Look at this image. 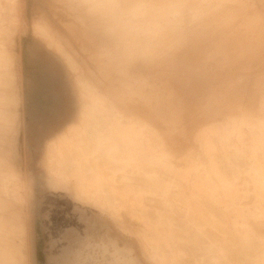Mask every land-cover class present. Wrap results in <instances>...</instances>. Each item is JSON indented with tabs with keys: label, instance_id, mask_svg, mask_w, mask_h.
<instances>
[{
	"label": "rangeland",
	"instance_id": "1",
	"mask_svg": "<svg viewBox=\"0 0 264 264\" xmlns=\"http://www.w3.org/2000/svg\"><path fill=\"white\" fill-rule=\"evenodd\" d=\"M67 1L70 12L81 7L83 15H93L101 9L92 5L94 0ZM210 1L187 0V4ZM224 1L229 5L187 24L200 37L179 52H187L188 57L172 61L173 69L153 67L148 61L136 63L149 86L165 84L183 100L186 132L180 144L191 150V158L182 160L185 151L173 150L175 166L154 129L126 123L108 102L106 110L94 90L76 78L80 100L73 87L64 86L70 76L63 59L40 39L48 40L45 27L32 23L41 17L49 20L89 78L88 69L96 72L90 52L98 45L112 47L113 38L88 24L83 30L64 7L57 6L62 2L0 0V121L13 130L16 156L11 168L19 173L9 175L4 190H15L8 200L11 214L26 217V228L13 215L3 218L0 264H77L78 251L85 257L92 255L95 264H264V125L231 121L204 133L208 142L203 144L207 158L203 165L196 162L201 155L191 140L200 126L238 114V106L261 109L264 44L252 58L233 57L245 47V18L259 15L264 33V4L256 0L238 18L222 22L225 11L240 8L233 0ZM175 6L178 10L183 4ZM212 18L218 20L209 23ZM71 21V26H65ZM221 44L229 53L226 60L216 52ZM200 64L207 71L195 73ZM104 87L99 85L102 92ZM79 101L89 112L94 109L85 115L94 122L72 134L86 142L79 147L74 143L61 156L54 153L48 174L45 139L54 134L43 131L61 125L68 115L76 121ZM156 125L162 128L161 123ZM245 134L252 139L243 142ZM212 138L217 142H210ZM223 161L233 162L224 164L225 174ZM49 179L62 186L67 182L72 189H50ZM127 259L131 261L125 263ZM87 263L81 260L80 264Z\"/></svg>",
	"mask_w": 264,
	"mask_h": 264
},
{
	"label": "crops",
	"instance_id": "2",
	"mask_svg": "<svg viewBox=\"0 0 264 264\" xmlns=\"http://www.w3.org/2000/svg\"><path fill=\"white\" fill-rule=\"evenodd\" d=\"M52 1L56 3L60 2ZM108 1L94 0L92 5L94 7L99 6L101 9L93 15H83L84 13L80 10V5L79 12H70L71 8L69 4L71 3L67 0H62V5L56 4L59 8L64 7L66 14L73 16V21L80 24L83 30L87 29V24L92 27H98L103 30L102 33L109 35V37L115 40L112 47L98 45L90 52L91 61L92 63L95 61L96 64V72L88 69L91 78L86 76L87 69L74 58L71 53L72 48L67 44V41L51 28L53 25L49 20L41 17L39 20H35L32 26L40 24L39 26L45 27L48 40L42 37L40 39L47 47L55 51L57 57L63 59L62 61L70 76V79L68 77L67 80L63 81L64 86L73 87L80 100L79 89L75 83L76 78L79 84L89 86L94 90L96 98L106 103V110L108 102L114 113L126 123H140L154 129L161 137L164 149L167 151L171 163L178 166L173 162V159L177 157L173 153V150H175L174 152L186 150L180 144V142L185 140L184 133L186 132L183 126V110L185 109L183 100L180 96L176 97L173 89L167 87L165 84L156 85L157 87L153 84L149 86L148 78L140 72V68L137 67L136 63L148 61L153 62L149 64L153 67L157 66L160 68L167 66L168 68L166 67L165 69H173V65H171L172 61L176 62V58L183 56L185 58L188 57L187 52H185L186 55H180L179 52L181 50L184 51L190 40V42H195L200 37L198 32L190 31V26H187V24L197 22L212 10L226 7L229 3H226L224 0H211L210 2L198 5L187 4V0H111L112 3ZM260 1L264 4V0ZM106 2L107 6L105 5ZM232 2H235L234 4L238 3L240 8L238 10L225 11V15L220 17L222 22L238 18L244 13L245 9L256 4V0H233ZM182 4L181 9L178 8L177 10L175 8V5L180 6ZM57 6L56 8H58ZM102 8L104 9L102 10ZM216 20L218 18H212L208 19V22L213 23ZM73 21L65 26H71ZM260 21L259 15H254L243 20L242 23L248 35L244 40L245 47L239 49V56L237 54L234 57H230H245L249 59L256 55L259 45L264 44V33L262 27L259 25ZM68 30L72 32L70 31L71 27H68ZM51 42H54V44ZM222 45L217 47L216 52L223 60H226L229 57V53ZM103 58H105V61L102 62L101 59ZM184 66L189 67L188 65ZM204 66L201 65L194 68L195 73L207 71ZM177 69L181 68L177 67ZM77 74L79 75L77 76ZM102 83L105 85L104 92L99 88V85ZM173 99H175V102H172ZM79 103L76 121H70L71 119H68L70 118L68 115L61 125L51 126L43 131L47 135L54 134L52 137L45 139V163L48 174L54 153H58L61 156L62 151L70 148L69 146L74 143L77 142L79 147V145L81 146L86 142L85 139L76 140L72 134L80 127L94 122V119L88 120V117L85 118V115H88L94 109L90 108L89 112V109H85L84 102L79 101ZM260 105L261 109L259 112H255L250 107L238 106V114L227 115L222 122H210L197 128L191 139L197 144L201 155V159L196 162L202 165L207 162L203 144L208 141L203 138L204 133L220 130L221 127L226 126L231 121H243L249 125H264V96L260 100ZM98 107H100V104ZM103 121V130L106 133L107 121L104 118ZM156 122L161 123L162 128L159 127L160 125H156ZM242 139L243 142H248L252 137L245 134L242 136ZM209 141L215 143L217 139L212 138ZM227 143H230V140ZM61 148L63 150H60ZM190 158L191 150L188 149L182 154L181 159L188 160ZM224 164L232 165L233 162L227 164L226 161H223V166L221 167L222 174H225ZM251 169L252 172L250 174L255 173V168L251 166ZM245 172L249 173L247 170ZM49 181L50 189L55 191L61 190L66 192L72 189L67 182H65V186H57V184H53V180L49 179Z\"/></svg>",
	"mask_w": 264,
	"mask_h": 264
},
{
	"label": "bare ground",
	"instance_id": "3",
	"mask_svg": "<svg viewBox=\"0 0 264 264\" xmlns=\"http://www.w3.org/2000/svg\"><path fill=\"white\" fill-rule=\"evenodd\" d=\"M58 1H60V2H62V0H58ZM35 23V22H34ZM37 23V22H36ZM7 24V23H6ZM38 25H40V24H38ZM38 25H36V26H38ZM33 26H35V25H33ZM44 31H45V29H44ZM38 32V31H37ZM46 42V41H45ZM8 50V49H7ZM17 55V54H16ZM7 56H8V53H7ZM8 57H10V56H8ZM16 57V56H15ZM18 57V56H17ZM3 59V58H2ZM5 59V58H4ZM3 59V60H4ZM19 59V58H18ZM11 60V59H10ZM14 60V59H13ZM13 60H11V61H13ZM16 61V60H15ZM1 62V61H0ZM5 62V61H4ZM3 62V63H4ZM14 62V61H13ZM13 62H10V63H12L13 64ZM2 63V64H3ZM0 65H1V63H0ZM1 67H2V65H1ZM0 67V68H1ZM15 67V66H14ZM7 68V67H6ZM2 70V69H1ZM2 72V71H1ZM5 72V71H4ZM3 72V74H4V76H5V73ZM7 72H8V70H7ZM14 74V73H13ZM12 74V75H13ZM20 74V73H19ZM17 75V74H16ZM0 76H2V73H1V75ZM6 76H8V74L6 75ZM9 78V77H8ZM7 79V78H6ZM5 80V79H4ZM3 80V81H4ZM9 80H10V78H9ZM3 81H1V82H3ZM6 81V80H5ZM7 82H10V81H7ZM6 82V83H7ZM15 83V82H14ZM6 85H8V84H6ZM14 87V86H13ZM13 90V89H12ZM20 90V89H19ZM13 92V91H12ZM18 92H20V91H18ZM20 101H21V98H20V96L18 97H16L15 98V105L17 106L19 103H20ZM19 106V105H18ZM14 108H16V107H14ZM15 110V109H14ZM4 116H5V114H4ZM3 116V117H4ZM2 117V118H3ZM15 119H18V114L17 113H15L14 114V116H13ZM21 118V117H20ZM19 124H21V123H19ZM19 130V129H18ZM12 133H13V130L11 129V128H9V129H5L3 126H2V120L0 121V233L2 232V227H3V222H2V220H3V218H6V217H9V215H13L14 216V220L15 221H17V222H19V224L21 225V226H23L24 228H26V221H25V216H24V220L22 219V217L20 216L19 217V215H18V213H12L11 214V212L10 211H12V209H8V206H9V199H12V197L13 196H15L14 194H12V193H14V189H13V191H10V192H6V190H4V186L5 185H7L6 184V182L9 180L10 181V179H9V175H14L15 173H17V174H19L16 170H14V169H12L11 168V162H13L12 161V159L14 158L15 159V156H16V150H15V148H14V145H13V142H14V137H12ZM15 133H16V131H15ZM18 133V132H17ZM17 136H18V134H17ZM16 147V146H15ZM19 177V176H18ZM59 181H57V180H54V183L55 184H57V186H62L60 183H58ZM52 184V183H51ZM54 184V185H55ZM9 185V184H8ZM53 186V185H52ZM55 187V186H54ZM53 187V188H54ZM76 196H78V194L76 195ZM19 198H16L15 200H14V202H16L17 203V205H18V207H20V202H19V200H18ZM78 199H81L79 196H78ZM82 201V200H81ZM82 202H84V201H82ZM13 203V202H12ZM11 203V204H12ZM15 204V203H14ZM16 206V205H15ZM17 206H16V208H18ZM25 213V212H24ZM18 216V217H17ZM18 224V225H19ZM16 230H18V229H16ZM27 230V229H26ZM22 232H23V230H22ZM23 235V234H22ZM1 234H0V249H1V247H2V238H1ZM26 239V238H25ZM139 242L141 243V245H142V247H144V243H143V241L139 238ZM26 243V242H25ZM24 243V244H25ZM144 253H145V255H146V257L149 259V256H148V254H147V252H145L144 251ZM27 256V255H26ZM23 259V258H22ZM150 261V260H149ZM23 263H24V261H23ZM153 264H155L154 262H152Z\"/></svg>",
	"mask_w": 264,
	"mask_h": 264
},
{
	"label": "flooded vegetation",
	"instance_id": "4",
	"mask_svg": "<svg viewBox=\"0 0 264 264\" xmlns=\"http://www.w3.org/2000/svg\"><path fill=\"white\" fill-rule=\"evenodd\" d=\"M86 246H87V247H90V243L88 242V243L86 244ZM76 255H77V256H76V257H77V260H78L77 264H80V263H81V260H82V262L85 261V260H88V263H87V264H95V263H96V261H94L93 256L90 255L89 253H88V254L86 255V257H85L84 255L81 254L80 251H78ZM124 261H125V260H124ZM130 261H131V259H127V260L125 261V263H128V262H130Z\"/></svg>",
	"mask_w": 264,
	"mask_h": 264
}]
</instances>
